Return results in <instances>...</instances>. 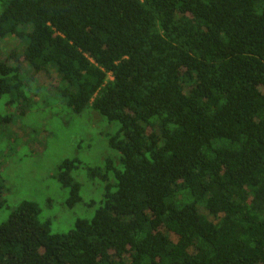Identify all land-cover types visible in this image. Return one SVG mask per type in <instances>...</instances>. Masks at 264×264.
<instances>
[{
    "label": "trees",
    "instance_id": "1",
    "mask_svg": "<svg viewBox=\"0 0 264 264\" xmlns=\"http://www.w3.org/2000/svg\"><path fill=\"white\" fill-rule=\"evenodd\" d=\"M2 6L0 99L22 117L50 98L118 129L116 160L89 174L103 183L92 218L51 234L22 202L0 264H264V0ZM78 166L55 178L71 209Z\"/></svg>",
    "mask_w": 264,
    "mask_h": 264
},
{
    "label": "rangeland",
    "instance_id": "2",
    "mask_svg": "<svg viewBox=\"0 0 264 264\" xmlns=\"http://www.w3.org/2000/svg\"><path fill=\"white\" fill-rule=\"evenodd\" d=\"M4 1L0 0V12ZM8 41L18 45L13 38ZM1 44L0 51L7 52ZM8 100L0 99V118L11 116L0 125V200L5 201L0 226L28 201L38 204L39 221L50 223L51 234H67L78 219L92 218L99 207L103 183L89 174L102 169L108 157L116 160L107 140L118 126L91 110L75 115L50 98L44 103L37 98L27 115L19 117L18 105ZM66 159L79 163L72 176L81 185L82 202L72 209L66 206L68 189L55 179Z\"/></svg>",
    "mask_w": 264,
    "mask_h": 264
}]
</instances>
